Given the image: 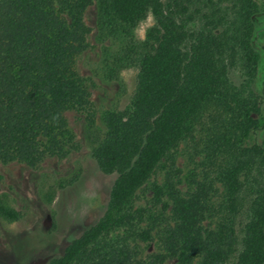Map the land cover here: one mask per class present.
Wrapping results in <instances>:
<instances>
[{
  "label": "trees",
  "instance_id": "1",
  "mask_svg": "<svg viewBox=\"0 0 264 264\" xmlns=\"http://www.w3.org/2000/svg\"><path fill=\"white\" fill-rule=\"evenodd\" d=\"M93 1L99 34L116 44L103 77L137 68L129 103L101 126L76 67ZM68 109L87 112L91 156L114 179L102 215L45 264H264V0H0V163L64 156ZM182 142L196 162L185 191ZM161 163L163 180L135 205ZM0 218H19L4 195ZM136 241L157 250L140 258Z\"/></svg>",
  "mask_w": 264,
  "mask_h": 264
},
{
  "label": "rangeland",
  "instance_id": "2",
  "mask_svg": "<svg viewBox=\"0 0 264 264\" xmlns=\"http://www.w3.org/2000/svg\"><path fill=\"white\" fill-rule=\"evenodd\" d=\"M84 21L90 28L87 47L76 58L79 74L90 92V115L101 126L105 110L124 108L133 94L137 68L130 66L119 71L118 77L106 79L102 75L103 50L115 48L111 39L103 38L97 29V8L93 1L85 10ZM154 22L151 13L134 28L138 39ZM262 72V68H261ZM235 81L240 78L232 73ZM87 112L68 109L64 112L74 133V146L64 156H46L36 167L12 161L0 163V195L18 211L19 218L8 221L0 218V264H45L59 256L67 243L93 224L104 212L114 175L102 173L91 156L87 140ZM88 113V114H89ZM264 135L259 133L257 140ZM190 144L182 142L175 149V166L180 169L177 187H190L189 173L194 167ZM199 161L200 157L194 158ZM164 163L154 170L149 182L137 190L135 205H144L150 197L149 184L161 182ZM140 258L155 252V242H134ZM162 264H178L167 259ZM192 264H197V260Z\"/></svg>",
  "mask_w": 264,
  "mask_h": 264
}]
</instances>
